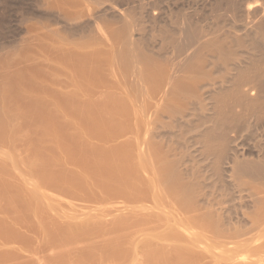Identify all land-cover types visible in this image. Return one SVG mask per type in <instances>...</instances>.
<instances>
[{"label": "bare ground", "instance_id": "obj_1", "mask_svg": "<svg viewBox=\"0 0 264 264\" xmlns=\"http://www.w3.org/2000/svg\"><path fill=\"white\" fill-rule=\"evenodd\" d=\"M23 152L33 186L2 156L0 199L52 245L83 237L100 264H264V0H0V155ZM74 182L126 197L110 226L104 201L81 223L46 214L42 187ZM101 229L115 235L97 244Z\"/></svg>", "mask_w": 264, "mask_h": 264}, {"label": "rangeland", "instance_id": "obj_2", "mask_svg": "<svg viewBox=\"0 0 264 264\" xmlns=\"http://www.w3.org/2000/svg\"><path fill=\"white\" fill-rule=\"evenodd\" d=\"M70 125H72V124H70ZM70 127L72 128L73 127V125L72 126H69L68 128L70 129ZM73 129V128H72ZM71 129V130H72ZM24 154V155H23ZM26 154V155H25ZM2 156L4 157V158H6L5 159V162H6V164H7V166L11 169V173H10V175L8 176V180H10V182H12V180H14L12 183H16L18 180L19 181H21V180H23V178L25 177V179H30V178H32L31 180H29V181H31V183H29L27 186H28V188H26V189H28V190H30L31 188H32V183H33V181H35L34 179H36V172H35V170H33V169H31V168H28L29 166L26 164V162H25V159L28 157V155H27V152H23V153H21L20 155H19V157H20V159H19V157L17 156H15V158H12V159H10V158H8V157H5V155H0V158L2 159ZM21 156H23L24 157V160H23V157H21ZM7 158H8V160H7ZM13 159H15V163H17V167L15 168L13 165L11 166V163L14 161ZM19 159V160H18ZM9 161V162H7V161ZM13 160V161H12ZM17 160H18V162H17ZM21 160H22V162H21ZM24 162V164H22ZM20 165H19V164ZM13 164V163H12ZM22 164V165H21ZM78 165H74V164H68L67 165V168H69V169H71V168H74V170L76 171V169H77V171L79 170H81L82 168H78V167H80V166H78ZM12 167H14V168H12ZM29 170L30 171V169H31V171H32V173H31V171L30 172H26V170ZM14 169V170H13ZM23 172V173H22ZM26 173H27V175H26ZM23 174V175H22ZM11 176H12V178H11ZM15 176V177H14ZM28 176H29V178H28ZM11 178V179H10ZM16 180V181H15ZM19 182H17L16 184H18ZM74 184H76L75 182L73 183V185ZM46 185V184H45ZM44 185V186H45ZM72 185V186H73ZM77 185V184H76ZM42 187L41 189L43 190V192H44V194L43 195H46V197H44V199H42V202H44L45 204L44 205H46V204H49V203H51L52 205L53 204H56V205H53V207H52V205H51V207L52 208H50V206H48V208H47V205H46V214L49 216V217H54V216H58L57 214H59L58 212H61V213H67L68 215H69V217H66V218H63V220H65V221H67V220H72L71 219V217L70 216H76L75 217V219H74V221L75 222H77V223H81V220H84V219H90V218H93L96 214H99V211L97 212V210H96V208H97V206H100V204H102V201H104L103 202V204H102V207L104 206V209L106 210H104L103 212H101V214L104 216V215H106L105 216V222H107V225L108 226H110L111 224H112V222H113V220L115 219L114 217H116L117 215H120V212H118V211H115L114 209H115V207H114V205H120V204H118V203H121V202H125V201H127L126 200V197L122 194V196H121V194H116V195H109V196H105V195H99V194H96L95 192H93L92 190H89L87 187H85V186H82L81 184H79L78 183V185H77V187L75 188L74 186H73V189L76 191V190H78L76 193H73V192H75V191H69V190H66V191H69L68 193L67 192H64L65 190H64V188H62V187H55L54 186V188H53V185H51V187H50V185H46L45 187ZM49 186V187H48ZM31 187V188H30ZM57 188V189H56ZM62 188V189H61ZM82 190H83V192H82ZM85 191V192H84ZM87 191V192H86ZM71 192V193H70ZM92 192V193H91ZM80 193V194H79ZM93 194H94V196H93ZM114 196V197H113ZM123 196H124V198H123ZM118 197V198H117ZM96 198H97V200H96ZM104 198V199H103ZM113 198V199H112ZM3 199L4 198H2V199H0V219L1 220H8V221H6L7 223H9L10 221L12 222V219L14 218V216H17L16 214H19L22 218H24V220L20 217V216H18V217H20L21 219H20V224H16V226L14 227L15 229L13 230V229H11L8 225L6 226L5 225V223H4V225L3 224H0V229H2V230H0V264H62V263H65V264H83V263H85V260H86V262H87V264H100L97 260H93L92 259V257L91 256H87V254L88 253H86V251L84 252V248L83 247H85L86 246V244H87V241L85 240V238H83V237H81V238H79V239H77V241L76 242H70L69 240L68 241H66V240H63V242H61V244H60V242L59 243H55V244H51L50 242H48L47 241V238L46 237H44V234H42V232H40V230H38V228H37V230L36 229H34L35 228V225H34V227L32 226L33 224H34V221H35V219H33L34 217L31 215V213L29 214V215H27L26 216V214H28L25 210V212H23L22 210H18L19 208L20 209H25L24 207H23V205L21 206V204H20V206H19V208L17 207V205L16 204H18V199H15L14 201H13V203H16V204H14L12 207V209L10 208V210L12 211H10L8 208L10 207L9 206V203L7 202V201H5V199H4V202H3ZM103 199V200H102ZM109 199V200H108ZM123 199H125V201L123 200ZM2 200V201H1ZM106 200V201H105ZM116 202H115V201ZM101 201V202H100ZM112 201L114 202V205H113V203H112ZM120 201V202H119ZM34 202V201H33ZM46 202H48V203H46ZM54 202V203H53ZM99 202V203H98ZM105 202H107L106 203V205L104 204ZM4 203V204H3ZM5 203H7V205L9 206H7ZM19 203H21V202H19ZM35 203V202H34ZM33 203V204H34ZM108 203H112L111 205H109ZM129 203V202H128ZM134 203V202H133ZM137 203H140V202H137ZM142 203V202H141ZM108 204V205H107ZM122 204H124V203H122ZM58 205V206H57ZM7 208H6V207ZM60 206V207H59ZM107 206H113L112 207V209L110 208V209H108L107 210ZM15 207H17V208H15ZM56 207V208H55ZM59 207V208H58ZM60 208H61V210H60ZM52 209V210H51ZM13 210H15L16 212H14ZM60 210V211H59ZM62 210H63V212H62ZM95 210H96V214H95ZM22 212V214H21V212ZM65 211V212H64ZM128 211V210H127ZM20 212V213H19ZM107 212H109V214H105V213H107ZM110 212H112V213H110ZM129 212V211H128ZM128 212H124L125 214H128ZM25 213V214H24ZM60 213V214H61ZM88 213H90V214H88ZM91 213L94 215H92V216H90L91 215ZM124 213H121V214H124ZM51 216H50V215ZM124 214V215H125ZM33 217V218H31V216ZM101 215V216H102ZM30 216V217H29ZM27 217V218H26ZM87 217H89V218H87ZM114 218V219H113ZM31 219V221L33 222H30L29 220ZM113 219V220H112ZM28 220V221H27ZM103 220H104V218H103ZM22 221L24 222V223H22ZM28 222H30V223H32V224H28ZM0 223H1V221H0ZM109 223V224H108ZM111 223V224H110ZM2 225V226H1ZM146 227H149V226H147V225H145ZM5 227H6V229H5ZM4 229H5V231H4ZM105 231L104 233L103 232H101V231ZM108 229H101L99 232H93V235H91L92 237H94L95 235H97L96 237H94V238H92V239H94L95 240V243H96V241L98 242L97 244H99V243H102L103 241L105 242L106 240H108L111 236H113V234L115 233V230L113 229H110V232L111 231H113L112 233H111V235H108V233L106 232ZM125 231H128V234H129V236H130V234L132 235V237L130 236V238H132L131 239V241H136L137 242V238L139 239H142L143 238V236H142V233H140V232H137V235H136V237H135V235L133 236V229L132 228H127V230H125ZM131 233H130V232ZM9 233L11 234V235H9ZM99 233V234H98ZM107 233V234H106ZM138 233H140L141 234V236H139L140 234H138ZM42 234V235H41ZM103 234V235H102ZM110 234V233H109ZM134 234H136V232L134 233ZM100 235V236H99ZM115 235V234H114ZM7 236V237H6ZM9 236V237H8ZM108 236H110L109 238H108ZM128 236V237H129ZM5 237V238H4ZM43 237H44V239H43ZM105 237H106V240H105ZM133 237H135L134 239H133ZM96 238H98V239H96ZM101 238V239H100ZM108 238V239H107ZM129 238V239H130ZM46 239V240H45ZM82 239V240H81ZM100 239V240H99ZM104 239V240H103ZM136 239V240H135ZM99 240V241H98ZM101 240H103V241H101ZM45 242V244H44V242ZM65 241V242H64ZM101 241V242H100ZM139 241V240H138ZM66 242H67V244H68V246L70 247V250H71V252H70V254L67 256V260H64L63 262H62V260L60 259V261L58 260L59 258H54V257H52V256H54V252L55 251H57L58 249H59V247L62 245L63 246V244H66ZM257 243H262V242H264V235H262V236H260L259 237V239L256 241ZM50 243V244H49ZM71 243V244H70ZM6 244V245H5ZM47 244V245H46ZM60 244V245H59ZM50 245V246H49ZM57 245V246H56ZM59 245V246H58ZM53 246H55V247H53ZM67 245H66V247H68ZM52 247V248H51ZM55 248H57L56 250H55ZM79 248L81 249V251L83 250V253H86V255L85 254H83L81 251H79ZM53 249V250H52ZM80 252H81V254H82V256H81V254H80ZM57 253V252H56ZM79 253V254H78ZM133 254V255H131V254ZM142 252H140L139 251V255L141 254ZM5 255L6 257H4V256H2V255ZM78 254V255H77ZM128 254V255H127ZM127 254H125V255H123L121 258L119 257V258H115L116 260H117V262H119V260H121L120 262L122 263V260H123V263H130V264H132V257H133V259H134V254H135V256L136 255H138L137 254V252H135L134 253V250L133 251H130L129 253H127ZM89 255V254H88ZM128 257H127V256ZM131 255V256H130ZM139 255H138V257H139ZM142 255V254H141ZM140 255V257H142L143 258V256H141ZM242 256H240V258H239V261L240 260H244V259H246V258H248L249 257V254H247V253H245V254H241ZM83 256H84V258H85V260L83 259ZM1 257L3 258V259H1ZM77 257H79L80 259H78ZM127 257V258H126ZM131 257V258H130ZM139 257V258H140ZM108 258H110V256H108ZM108 258H106V259H108ZM81 259H83L84 260V262H83V260H81ZM111 259V258H110ZM54 260V261H53ZM57 260V261H56ZM91 260V261H90ZM116 260H114V261H116ZM127 260H129V261H127ZM141 260L142 259H140V262H141ZM80 261V262H79ZM81 261H82V263H81ZM94 261V262H93ZM110 261V260H109ZM62 262V263H61Z\"/></svg>", "mask_w": 264, "mask_h": 264}]
</instances>
